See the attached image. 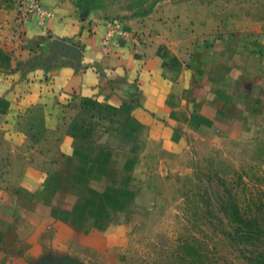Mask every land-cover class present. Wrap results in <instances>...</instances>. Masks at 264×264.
Listing matches in <instances>:
<instances>
[{"label": "crops", "instance_id": "crops-1", "mask_svg": "<svg viewBox=\"0 0 264 264\" xmlns=\"http://www.w3.org/2000/svg\"><path fill=\"white\" fill-rule=\"evenodd\" d=\"M41 4L52 17L44 26L29 17L20 48L0 68V106L8 108L0 133L19 142L0 179V264H83L84 232L96 247L99 231L90 225L112 223L120 209L131 153L107 120L89 140L73 125L88 100L130 104L144 152L177 149L180 128L195 120L188 94L201 72L193 52L206 12L191 1L162 2L149 15L125 18V37L106 50L105 9L83 18L71 0Z\"/></svg>", "mask_w": 264, "mask_h": 264}, {"label": "rangeland", "instance_id": "rangeland-1", "mask_svg": "<svg viewBox=\"0 0 264 264\" xmlns=\"http://www.w3.org/2000/svg\"><path fill=\"white\" fill-rule=\"evenodd\" d=\"M71 1L87 14L105 9L109 20L122 24L162 2L191 1L206 12L193 52L201 72L188 94L195 120L180 128L177 149L144 152V132L126 109L114 113L86 104L73 125L88 137L107 120L131 153L120 209L112 223L90 225L99 231L91 239L96 247L84 232L82 263L256 264L250 258L263 247L237 236L228 206L233 199L244 217H256L264 228V0ZM32 15L28 0H0V68L20 48ZM13 141L0 133V179L10 173Z\"/></svg>", "mask_w": 264, "mask_h": 264}, {"label": "trees", "instance_id": "trees-1", "mask_svg": "<svg viewBox=\"0 0 264 264\" xmlns=\"http://www.w3.org/2000/svg\"><path fill=\"white\" fill-rule=\"evenodd\" d=\"M81 12H82L83 18H85L88 15L86 12H83V10H81ZM86 104L92 105L93 107L108 108L112 110L114 113H119L123 109H126L124 110V114L127 115L128 120L132 121V123L136 127L141 128V126L136 121H134L131 116L132 106L130 104H125L121 108L104 106L92 100L86 101L85 105ZM72 132L75 135L74 129H72ZM77 134H80V133H77ZM81 136L84 137V139L89 140V138L86 135L81 134ZM228 210H229L228 216L231 219L230 220L231 224L235 225L236 227L235 230H237L236 231L237 236L240 237L241 239H246L248 241H251L254 244L257 241L263 247L262 249H259L258 251L254 252L255 255L250 258L251 263L264 264V228L262 224L258 221L256 217H244L241 214V211L238 205H236L233 199H231V202L228 206Z\"/></svg>", "mask_w": 264, "mask_h": 264}, {"label": "built area", "instance_id": "built-area-1", "mask_svg": "<svg viewBox=\"0 0 264 264\" xmlns=\"http://www.w3.org/2000/svg\"><path fill=\"white\" fill-rule=\"evenodd\" d=\"M29 12L39 18V24L44 26L52 14L44 9L39 0H28ZM107 35L104 39V47L107 50V46L115 39L121 38L125 35L123 24L119 19H110L107 21ZM116 42V41H114Z\"/></svg>", "mask_w": 264, "mask_h": 264}]
</instances>
